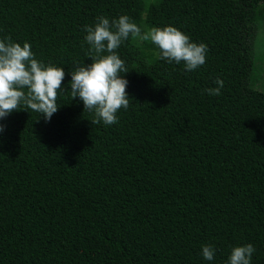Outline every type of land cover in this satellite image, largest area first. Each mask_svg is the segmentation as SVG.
I'll return each mask as SVG.
<instances>
[{"label": "trees", "instance_id": "trees-1", "mask_svg": "<svg viewBox=\"0 0 264 264\" xmlns=\"http://www.w3.org/2000/svg\"><path fill=\"white\" fill-rule=\"evenodd\" d=\"M151 1L0 0V40L66 73L50 121L23 104L0 119V264H229L248 244L264 264V92L252 86L264 0ZM124 15L142 34L176 27L207 45L206 62L187 71L130 34L116 50L129 107L92 123L70 73L93 62L84 29Z\"/></svg>", "mask_w": 264, "mask_h": 264}, {"label": "clouds", "instance_id": "clouds-1", "mask_svg": "<svg viewBox=\"0 0 264 264\" xmlns=\"http://www.w3.org/2000/svg\"><path fill=\"white\" fill-rule=\"evenodd\" d=\"M84 30L93 62L71 71L70 88L73 99L79 97L85 111L95 113L97 119L92 123L115 124L118 122V110L129 107L130 99L126 92L129 82L120 75L128 73V69L116 50L130 34L133 39L150 40L155 44L160 50V59L168 63L184 62L187 71H194L206 62L207 45L191 42L189 36L173 26L152 27L142 34L141 28L126 15L111 23L101 16L94 26H87ZM65 75L63 68L46 66L35 59L30 44L21 46L12 42L10 37L0 40V119L23 104L50 121L59 109L57 90L62 89ZM215 83L218 85L216 88L205 90L208 95L221 94L223 80L216 79ZM3 131L4 126L0 125V132ZM215 251L212 245H205L202 256L211 261ZM254 251L251 244L234 247L229 264H250Z\"/></svg>", "mask_w": 264, "mask_h": 264}, {"label": "rangeland", "instance_id": "rangeland-1", "mask_svg": "<svg viewBox=\"0 0 264 264\" xmlns=\"http://www.w3.org/2000/svg\"><path fill=\"white\" fill-rule=\"evenodd\" d=\"M155 0H152L151 2H154ZM255 35L253 37V54H254V70L252 73V86L256 90H259L261 92H264V14L257 16V19L255 21ZM150 29H147L148 31ZM137 42L142 48H146L149 50V53L154 52V50L146 44V42L149 41H142L139 38H136ZM145 49L146 53L148 54V51ZM146 62L151 64L152 63V57L151 55H147ZM157 56V51H156Z\"/></svg>", "mask_w": 264, "mask_h": 264}]
</instances>
